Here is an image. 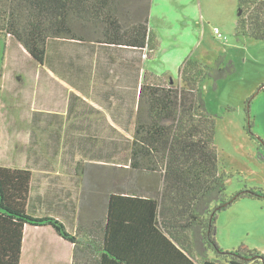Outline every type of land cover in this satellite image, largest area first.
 Listing matches in <instances>:
<instances>
[{
	"label": "trees",
	"instance_id": "trees-1",
	"mask_svg": "<svg viewBox=\"0 0 264 264\" xmlns=\"http://www.w3.org/2000/svg\"><path fill=\"white\" fill-rule=\"evenodd\" d=\"M150 7L151 0H0V37L17 42L38 65L54 40L136 48L148 59L158 46ZM237 8L236 36L264 41V0H237ZM233 73L231 62L186 59L177 69L179 84L143 78L128 168L107 176L106 213L78 225L74 235L55 219L26 213L31 172L0 167V264H19L25 225L49 226L72 244L73 264H264L263 253L224 251L215 238L219 213L241 200L264 201V192L253 188L228 195L219 170L215 119L202 93L206 80L217 86ZM250 103L246 134L264 161Z\"/></svg>",
	"mask_w": 264,
	"mask_h": 264
},
{
	"label": "crops",
	"instance_id": "crops-1",
	"mask_svg": "<svg viewBox=\"0 0 264 264\" xmlns=\"http://www.w3.org/2000/svg\"><path fill=\"white\" fill-rule=\"evenodd\" d=\"M4 40V53L9 55L7 70L12 69L19 88L9 106L2 92L0 128L20 123L25 130L16 145L19 147L16 158L23 164L10 169L31 172L26 213L35 218L55 219L74 235L78 225L87 226L102 211L106 213L101 201L96 205L83 196L86 191L80 194L84 188L83 180H78L81 173L83 176L123 173L120 169L128 168L143 78L173 81L172 71L169 69L161 75L155 70L161 61L154 63L157 45L153 55L143 59L136 48L54 40V51L58 45L60 57L53 64L48 63L47 51L45 62L40 65L45 73L36 79L41 95L36 90L35 97L25 105L20 94L21 72L13 67L11 56L12 51L27 53L17 42ZM65 49L67 53L62 56ZM179 65L173 68L176 74ZM43 84L48 85L49 94H44ZM10 113L15 115L14 121ZM28 231L38 237L31 246L27 241ZM73 251V245L61 239L51 227L25 225L19 264H73Z\"/></svg>",
	"mask_w": 264,
	"mask_h": 264
},
{
	"label": "rangeland",
	"instance_id": "rangeland-1",
	"mask_svg": "<svg viewBox=\"0 0 264 264\" xmlns=\"http://www.w3.org/2000/svg\"><path fill=\"white\" fill-rule=\"evenodd\" d=\"M237 18V0H151L149 17V27L159 42L154 62L156 65L161 60L154 67L158 74L170 69L173 81L179 84V75L173 72V68L186 59L210 66L217 61L234 65L235 73L221 80L217 86L212 80H206L202 93L205 107L215 119L219 170L226 175L228 195L245 187L264 192V161L258 159L256 143L246 134V103L250 100L253 133L264 140V92L261 90L264 86V41L237 37ZM215 29L219 30L221 38L214 34ZM4 42L0 37V88L3 89L0 98L4 92V102L9 106L19 86L12 69L7 70L9 55L4 53ZM52 43L50 41L47 50L48 63L51 64L61 54L58 45L54 51L55 42L53 46ZM11 47L14 48L15 44L12 43ZM65 53L66 49L62 56ZM11 61L13 67L21 72L20 94L27 105L29 99L35 97L36 90L41 95L36 79L45 72L20 50L12 51ZM3 75L7 76L6 80L2 79ZM41 87L44 94L50 93L47 84ZM11 113L13 120L15 115ZM21 126L13 123L0 128L1 167L13 168L23 164L16 158L19 154L17 139L25 132ZM111 174L85 173L83 176L81 173L78 180H83L84 188L80 194L92 189L91 203L99 204L102 192L110 182L107 176ZM119 179L120 176H114L115 185ZM90 180L93 185L96 182V186H90ZM86 195L84 193L83 196ZM78 198L79 195L77 202ZM215 228L216 242L222 250L248 247L264 254V201L246 199L233 204L218 214ZM35 234L27 232L28 245L36 243L38 237Z\"/></svg>",
	"mask_w": 264,
	"mask_h": 264
},
{
	"label": "built area",
	"instance_id": "built-area-1",
	"mask_svg": "<svg viewBox=\"0 0 264 264\" xmlns=\"http://www.w3.org/2000/svg\"><path fill=\"white\" fill-rule=\"evenodd\" d=\"M214 34H215L216 36H218L219 38H221V34H220L219 30L215 29ZM143 58H144V57H143Z\"/></svg>",
	"mask_w": 264,
	"mask_h": 264
}]
</instances>
